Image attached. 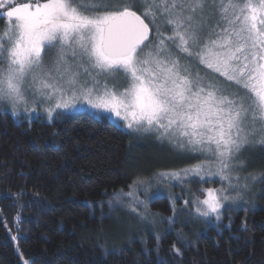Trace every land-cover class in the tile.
Listing matches in <instances>:
<instances>
[{
  "label": "snow or ice",
  "instance_id": "obj_1",
  "mask_svg": "<svg viewBox=\"0 0 264 264\" xmlns=\"http://www.w3.org/2000/svg\"><path fill=\"white\" fill-rule=\"evenodd\" d=\"M142 4L143 17L155 21L159 14L171 27L170 35L156 29L155 44L149 39V23L126 0H0V19L8 25L0 34V102L11 105L16 114L21 105L25 112H35L46 103L49 120L57 109L67 112L88 105L107 114L103 118L111 117L113 126L122 121L133 131H154L181 149L205 156L159 178L182 180L191 174L203 180L219 175L229 188L241 187L232 183L238 153L253 142L264 145V0ZM212 15L219 18L214 38L202 41ZM169 44L180 55H174ZM50 49L57 52L48 67L45 56ZM181 56L194 58L245 94L228 93L215 81L194 75ZM118 74L124 77L123 85ZM203 192L205 198L192 202L195 212L217 220L225 203L240 196L237 192L232 197L223 188ZM137 203L148 210L146 202Z\"/></svg>",
  "mask_w": 264,
  "mask_h": 264
},
{
  "label": "trees",
  "instance_id": "obj_2",
  "mask_svg": "<svg viewBox=\"0 0 264 264\" xmlns=\"http://www.w3.org/2000/svg\"><path fill=\"white\" fill-rule=\"evenodd\" d=\"M191 160L103 117L46 122L0 111V264H21L17 249L29 264H264V191L252 209H227L219 228L194 232L179 253L174 233L157 237L110 213L116 191Z\"/></svg>",
  "mask_w": 264,
  "mask_h": 264
},
{
  "label": "rangeland",
  "instance_id": "obj_3",
  "mask_svg": "<svg viewBox=\"0 0 264 264\" xmlns=\"http://www.w3.org/2000/svg\"><path fill=\"white\" fill-rule=\"evenodd\" d=\"M126 2L131 5L132 10L136 11L137 14L142 15L144 11L142 0H126ZM142 18L145 17L142 15ZM218 19V16L212 15L211 19L205 22V28L201 34L202 41L208 38H214L215 25ZM145 22L149 23V27L152 29L150 40H152L153 44L156 43L157 28H159V30L165 35L171 34V27L166 24L165 17L159 14L155 21H152L150 17H147L145 18ZM0 24V34H2L3 30H5L8 26L6 19H2V23ZM168 46L172 49L174 55H180L171 44ZM56 52V49L47 50V54L45 56L46 66L51 67V62L55 58ZM181 63H188L194 75L198 72L201 77L205 78L206 82L208 79H211L215 81L222 90L228 93L239 91L240 95L245 94L243 89H238L234 83L228 82L224 78L219 77L218 74L212 73L211 70L206 69L194 58L187 61L181 56ZM0 67H3V65H0ZM80 79L84 80L85 77L81 76ZM118 80L120 84L123 85L124 77L122 74H118ZM89 86H91V82H89ZM48 106L49 105L46 103L41 104L36 108L35 112H25L24 106L21 105L19 109H17L19 114H16L13 112L11 105H5L4 102H0V111H7L17 119L30 121L40 118L46 122H54L66 115L76 113H87L95 118L107 116V114L98 113L95 109H92L88 105L78 104L75 109L67 112L63 109H57V112L53 113V118L49 120L47 113L45 112V108ZM29 107H32V105L29 104ZM60 112H63L64 114L57 118V113ZM107 119L112 122L111 117ZM118 127L129 132L132 137H135L136 141H154L160 145H164L193 158L191 163L189 162L172 169L159 170L147 177L138 178L131 185H129L127 189L116 191L109 197L108 200L110 213L116 210L118 212L120 211L128 218H132L137 222L139 221L141 224L143 223L142 225L147 229L150 228L149 230L154 232L153 234L157 237H160L166 232L174 233L176 239L172 243L173 251H175V248H179V252H181L183 247L189 245L190 238L194 235V232L200 231L210 225L219 228L220 224L224 222L225 210L239 208L252 209L254 206L258 205L257 197L264 191V145L253 142L241 148L236 160L234 161L236 165L235 170L232 172L233 185L239 184L241 187L229 188L228 181L222 180L219 175L205 176L203 177V180H201L200 177L191 174L187 177H183L182 180L159 178L158 174L160 173L179 171L184 168H189L194 164L199 163L200 160L205 159V156L199 153H190L186 149H181L173 140L168 138L161 139L154 131H133L132 129L125 127L122 121ZM213 171H215L214 165ZM237 176L240 177L239 181L235 179ZM252 177H256V179L253 180ZM137 180H143L146 183L137 184ZM244 183L248 184L247 188L242 187ZM208 188H214L217 190L223 188L232 197H237V192L240 193L239 197L225 203L224 209L221 210L220 220H217L215 215L203 217L195 212V204L192 202L197 197L200 199L205 198L203 190ZM157 193L159 194V198H156ZM137 201L146 202L148 210L145 211L144 205L137 203ZM162 201L167 203L166 211L155 209L153 206L154 202L161 203ZM185 201H189V203L185 205ZM132 208H136L137 211L133 212ZM173 208L175 209V212H173ZM169 217L172 219L169 220ZM177 234H179V236ZM17 252L20 257L21 264H25L26 261L28 262V259H26L18 249Z\"/></svg>",
  "mask_w": 264,
  "mask_h": 264
},
{
  "label": "water",
  "instance_id": "obj_4",
  "mask_svg": "<svg viewBox=\"0 0 264 264\" xmlns=\"http://www.w3.org/2000/svg\"><path fill=\"white\" fill-rule=\"evenodd\" d=\"M150 38V37H149Z\"/></svg>",
  "mask_w": 264,
  "mask_h": 264
}]
</instances>
